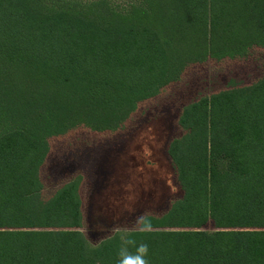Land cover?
<instances>
[{
  "label": "trees",
  "instance_id": "obj_1",
  "mask_svg": "<svg viewBox=\"0 0 264 264\" xmlns=\"http://www.w3.org/2000/svg\"><path fill=\"white\" fill-rule=\"evenodd\" d=\"M254 47L264 0H0V264H118L140 243L147 264H264V77L182 108L181 198L149 231L91 245L77 184L46 199L40 179L50 139L117 132L188 67Z\"/></svg>",
  "mask_w": 264,
  "mask_h": 264
},
{
  "label": "rangeland",
  "instance_id": "obj_2",
  "mask_svg": "<svg viewBox=\"0 0 264 264\" xmlns=\"http://www.w3.org/2000/svg\"><path fill=\"white\" fill-rule=\"evenodd\" d=\"M107 1L118 11L138 2ZM263 77L264 48L260 47L243 58L192 65L180 81L142 102L117 132L80 128L50 139L40 170L42 196L47 199L75 182L83 216L79 230L91 245L115 232L135 234L150 216L163 215L181 198L167 148L181 135L177 122L182 108L201 96L247 86Z\"/></svg>",
  "mask_w": 264,
  "mask_h": 264
},
{
  "label": "clouds",
  "instance_id": "obj_3",
  "mask_svg": "<svg viewBox=\"0 0 264 264\" xmlns=\"http://www.w3.org/2000/svg\"><path fill=\"white\" fill-rule=\"evenodd\" d=\"M142 231L151 230L150 222H145L140 226ZM126 244L132 243L131 241H125ZM148 252V245L140 243L136 246L135 253H130L127 247H121L119 250L120 259L118 264H147L145 256Z\"/></svg>",
  "mask_w": 264,
  "mask_h": 264
}]
</instances>
